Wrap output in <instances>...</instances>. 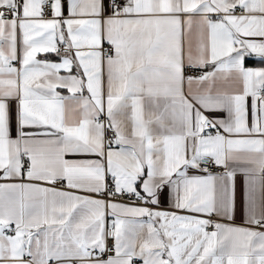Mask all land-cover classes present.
<instances>
[{
  "label": "snow or ice",
  "instance_id": "1",
  "mask_svg": "<svg viewBox=\"0 0 264 264\" xmlns=\"http://www.w3.org/2000/svg\"><path fill=\"white\" fill-rule=\"evenodd\" d=\"M0 264H264V0H0Z\"/></svg>",
  "mask_w": 264,
  "mask_h": 264
}]
</instances>
